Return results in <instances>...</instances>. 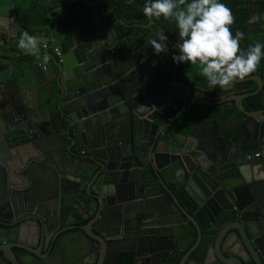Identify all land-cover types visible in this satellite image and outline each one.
<instances>
[{"label":"water","instance_id":"water-1","mask_svg":"<svg viewBox=\"0 0 264 264\" xmlns=\"http://www.w3.org/2000/svg\"><path fill=\"white\" fill-rule=\"evenodd\" d=\"M22 1L0 0V12ZM54 2L28 31L58 58L0 52V264H26L20 252L29 264H106L124 252L119 237L129 264H264L261 77L210 86L99 3L74 0L60 19ZM190 97L214 118L194 110L191 125ZM255 153L247 174L242 156Z\"/></svg>","mask_w":264,"mask_h":264},{"label":"clouds","instance_id":"clouds-1","mask_svg":"<svg viewBox=\"0 0 264 264\" xmlns=\"http://www.w3.org/2000/svg\"><path fill=\"white\" fill-rule=\"evenodd\" d=\"M143 12L149 20L174 19L181 41L175 45L179 54H173L174 63H198L210 86L227 88L245 79L256 71L264 56V45L259 42L241 51L243 34L233 35L235 17L219 0H147ZM167 39L161 33L158 40L150 41L155 55L168 51ZM19 45L36 54V38L28 33L22 35Z\"/></svg>","mask_w":264,"mask_h":264},{"label":"flooded vegetation","instance_id":"flooded-vegetation-1","mask_svg":"<svg viewBox=\"0 0 264 264\" xmlns=\"http://www.w3.org/2000/svg\"><path fill=\"white\" fill-rule=\"evenodd\" d=\"M39 5L44 8L45 13L46 8L43 5V0H38ZM55 6L61 5V9L55 13L57 17L62 19V15L66 13V8H69L70 4H74V0H54ZM86 1L91 4H96L99 3L100 5L98 7H101V10L104 11L105 14L110 13L109 18H113L114 16L116 17V20H123L127 25H135L137 24L138 27V32L141 34H147V38L151 41L152 39H159V36L161 33L167 36V44L168 47H173L176 48L175 45L180 43L181 41L179 40V35H178V29L176 27L174 19L170 20H165L163 18H160L159 20H149L144 15L143 8L147 0H132L131 3L124 4L125 9L124 11L128 13H132L134 15L133 19H126V17L122 16L120 12L117 9V0H76L75 4L80 6L82 9H87V6H83L82 2ZM220 3L225 4L227 7H229L235 17V22L233 25H231V31L233 35H235L237 32H240L243 34V39L240 41V48L241 51L243 52V49L248 50V48L255 43L259 42L262 45H264V0H219ZM118 4V3H117ZM97 11H94L93 13H96ZM113 12V13H112ZM39 13V11H38ZM38 13H32L37 15ZM88 12L86 11V14ZM72 17L73 22H77V19L75 17V14L72 13L70 14ZM81 18L84 19L82 16ZM3 41L4 38L0 37ZM57 47L59 56H60V48L58 45H55ZM177 49V48H176ZM178 50V49H177ZM172 54H179L178 52L172 51ZM185 65V69L189 73H197L200 71L201 66L197 63L196 65H192L189 63H183ZM260 74H264L263 69L260 66H257V69L255 72H253L251 75H256L261 77V79H264ZM250 75V76H251ZM178 79L183 81L185 85H187V81L185 76L183 78H180V76H177ZM191 102H187V109L186 112H193L194 115V110H197L200 116H204L206 112H204L205 105L201 102L200 99L190 97ZM254 107L257 109H260L259 105L255 103L254 101L250 102ZM191 115V118H194V122L196 121L195 116ZM210 117V116H209ZM212 119L214 117H211ZM210 118V119H211ZM259 153H255L252 155H243L242 156V161L244 162V167L243 170L245 173H249L248 167L251 162V160L254 158H258ZM248 177V176H247ZM70 219H68V223H70ZM152 221V220H150ZM58 224V223H57ZM154 223L149 222L147 224L148 227L153 226ZM233 226H235L234 222H232ZM135 229V228H134ZM134 229L132 232L129 233H134ZM34 230V228H33ZM2 240V238H0ZM12 237L10 239L8 238L7 242L4 244L3 248L6 251L13 252L14 250L12 249L13 243ZM37 241V236L36 234L32 237V242L35 244ZM116 242L121 244L118 249L124 251L121 253H116V251H111L109 252L107 256V263L106 264H129L131 257H130V252H128V249L132 248V245L127 243V240L125 238L119 237L116 239ZM126 250V251H125ZM44 251L42 250H36L35 255H40L42 256ZM86 252L79 253L80 256L84 255ZM56 255L57 253H54ZM19 255L21 258L27 262L26 264H29L30 259L27 254L20 252ZM65 255L67 257L70 256V250L69 248H66L65 250ZM88 257V256H87ZM84 258L88 260V258ZM117 257V259H116ZM82 259V261H83ZM40 264H46V260L43 258L39 262ZM56 264H61L58 260L56 261Z\"/></svg>","mask_w":264,"mask_h":264},{"label":"crops","instance_id":"crops-1","mask_svg":"<svg viewBox=\"0 0 264 264\" xmlns=\"http://www.w3.org/2000/svg\"><path fill=\"white\" fill-rule=\"evenodd\" d=\"M14 1V0H12ZM32 0H24L20 4V12L26 10V19L20 20L17 16V11L7 9L6 11L0 12V37L4 38L2 46H0V52L6 53V54H12L14 52H17L20 48L19 41H18V35L20 36V39L22 37L21 29L24 30L25 33H28L30 35V31H28V28L33 26V19L37 18L35 14H32L33 12L30 11V2ZM35 13V12H34ZM40 29V27H32L33 30ZM48 45L49 51L52 50L55 45L50 47L49 43L46 42ZM37 54H40L39 47L37 45ZM8 60L3 59V57L0 55V62ZM262 82L264 83V79H262ZM48 111L54 113L55 108L51 103H47ZM177 129L180 131L184 130V126H178Z\"/></svg>","mask_w":264,"mask_h":264},{"label":"trees","instance_id":"trees-1","mask_svg":"<svg viewBox=\"0 0 264 264\" xmlns=\"http://www.w3.org/2000/svg\"><path fill=\"white\" fill-rule=\"evenodd\" d=\"M131 2H132V0H131ZM117 3H116L117 9H118V11L120 12V14L122 16L126 17V19H133L134 18V15L132 13H128V12L124 11V9H125L124 4H127V3L129 4L130 3L129 0H117ZM29 8H30V11H32V12L38 13V11H39V13L45 14V10H44V8H42L39 5V1L38 0H32L30 2ZM17 13H18L17 16H18V18L20 20L23 21V20L26 19V17H27L26 10L25 11H22V12H20V10H18ZM19 40H20V36L18 35V41ZM246 51L247 50L243 49V52H246ZM262 51H264V49H262ZM258 66H260L263 69V72H264V56H262V58L260 60V63L258 64ZM260 75L262 77H264V74H260ZM190 112H186L185 113V116H186V119L189 120L190 124L192 125L194 123V118L193 119L191 118V115H193V112L192 113H190ZM204 112H206V113H205L204 116H201V118L208 119L209 120L211 117H213V115L211 114V112H210V110H209V108L207 106H205ZM230 112L231 111H229V110H224L223 114L217 116V118L225 119V118H227L230 115ZM193 116H195V115H193ZM184 131H188V130L184 129Z\"/></svg>","mask_w":264,"mask_h":264},{"label":"built area","instance_id":"built-area-1","mask_svg":"<svg viewBox=\"0 0 264 264\" xmlns=\"http://www.w3.org/2000/svg\"><path fill=\"white\" fill-rule=\"evenodd\" d=\"M3 44V40L0 38V46H2ZM48 48V45L45 43V44H41L39 46V50H47ZM51 52L53 53L54 57L58 58L59 57V53H58V50H57V47H53ZM29 55H34L32 52L29 53Z\"/></svg>","mask_w":264,"mask_h":264}]
</instances>
